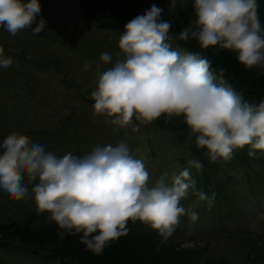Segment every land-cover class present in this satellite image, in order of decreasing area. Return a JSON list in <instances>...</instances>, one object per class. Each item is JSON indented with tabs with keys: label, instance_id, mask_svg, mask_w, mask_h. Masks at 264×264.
<instances>
[{
	"label": "clouds",
	"instance_id": "clouds-1",
	"mask_svg": "<svg viewBox=\"0 0 264 264\" xmlns=\"http://www.w3.org/2000/svg\"><path fill=\"white\" fill-rule=\"evenodd\" d=\"M177 0H172L175 8ZM195 19L183 27L179 39L196 40L203 49L235 53L248 69L264 70V26L258 0H192ZM41 12L39 0H0V27L15 36L25 29L34 35L46 21L33 24ZM155 4L125 25L117 58L100 55L95 87L91 91L93 115L104 117L114 131L131 127L138 132L162 116L182 118L189 140L206 149L211 162L229 161L246 146L249 157L264 150V99L246 100L241 92L212 71L211 62L197 52L173 49L171 22L161 19ZM13 60L0 48V68ZM91 62H85L88 71ZM180 171H165L152 181L142 159L130 154L128 145H97L84 155H57L42 142L19 132L0 143V191L23 199L31 192L37 211L49 214L64 235H79L87 250L100 254L129 232V221H140L157 231L163 242L174 234L182 216L195 222L198 214L182 206L195 189L191 169L202 171L198 159ZM31 186V187H30ZM212 207L211 197L194 192Z\"/></svg>",
	"mask_w": 264,
	"mask_h": 264
},
{
	"label": "rangeland",
	"instance_id": "rangeland-1",
	"mask_svg": "<svg viewBox=\"0 0 264 264\" xmlns=\"http://www.w3.org/2000/svg\"><path fill=\"white\" fill-rule=\"evenodd\" d=\"M111 1L134 17L143 15L155 4L163 9L162 14L172 13L173 19H177L181 25L188 26L195 19L192 0H177L175 8H171L172 0ZM67 2L54 4L39 0L41 12L33 27L41 19L46 24L44 30L36 35L29 28L12 36L0 27V48L13 60L10 67L0 68V143L9 133L19 132L30 136L33 142H42L47 150L57 155L71 152L82 156L97 145L125 142L130 154L143 160L152 181L165 171L171 173L187 168L190 159L181 162L188 156H194L188 147L187 156L188 151L179 146L180 142L169 147L171 136H163L159 131L144 135L142 128L133 132L131 127L114 131L112 125L104 122V117L93 115L91 91L95 87L96 65L99 64L101 68L110 66L100 60L104 52L112 55L113 60L117 58L120 34L116 29L109 31L106 27L98 29L91 26V21L82 15L81 7L84 6L80 4L81 7L78 5L77 8ZM258 4L261 24L264 26V0H258ZM86 61L91 62L88 71L83 69ZM166 125L175 126L176 129L186 126L182 118L177 117L168 120ZM189 132L186 135L187 143L196 146L194 137L189 140ZM147 138L152 145L159 141L165 142L163 147L166 150H155L154 156H151L149 149L144 148L143 142ZM196 150L203 159L202 173L205 176L210 173L209 178L213 175L220 183L232 180L230 183L227 181L220 191H226L231 200L234 198L238 210L235 209L236 213L230 212L227 217L223 214L226 221L216 225L215 218L208 216L206 208L200 205L190 189L181 204L195 211L198 219L193 222L189 216H182L179 230L176 229L167 242H163L150 226L140 221H129L127 227L130 237L121 238L128 258H122L124 264H137L133 259L135 254L140 256L139 260L143 264H181V261L182 264H264V215L260 213V210L264 212V207L254 205L248 184L245 183L249 170L264 174V150H255L254 157H249L247 146L236 150L233 157L235 154L242 155L245 160H241V168L238 166L232 170L227 165L232 159L211 162L206 156V149ZM190 171L192 178L193 174L199 176L196 169ZM227 202L223 205L226 206ZM231 203L227 206L232 208ZM218 225L228 229L224 237L220 234L225 230L220 231ZM55 226L58 227L49 219L47 212L37 211L31 192L23 199H13L0 191V241H5L4 246L8 248L0 252V264H35L28 258L29 253L26 256L19 249L21 247L17 248L18 240L14 242V238L1 236L2 233L6 234V229L17 227L18 230L37 231ZM131 233L136 235L132 236ZM146 242L151 244L147 245Z\"/></svg>",
	"mask_w": 264,
	"mask_h": 264
},
{
	"label": "trees",
	"instance_id": "trees-1",
	"mask_svg": "<svg viewBox=\"0 0 264 264\" xmlns=\"http://www.w3.org/2000/svg\"><path fill=\"white\" fill-rule=\"evenodd\" d=\"M64 1H66V3L69 1L72 5H76L77 8L80 6V4L83 5L84 8H81L83 10L82 15L87 18L88 21H91L89 22L91 23V26H94L98 29L106 27L109 29V31L116 29L120 35L125 30V25L130 20L135 18L133 15L129 14L127 10L121 6H118V4L111 0H48V2L54 4H59L61 2L64 3ZM161 19L173 22L169 33V35L172 37V40L169 42L172 44L173 49H179L182 52H197L202 57L208 59L212 64V71L214 75L217 73L216 77H218V81L216 80V82L220 83V70L222 69L224 82L231 85L238 92H241L244 98L249 102L259 103L262 99H264V70L259 68H246L236 60L235 53L232 51L222 50L219 48L203 49L194 39L182 41L179 39V33L183 27H186V25H181L179 22H177V19H173L172 13H169L168 15L161 14ZM166 123H168L167 117L162 116L158 120L152 122L150 125H141L140 128L144 130V135L153 131H155V133L159 131V133L163 136L164 134L171 136V139L168 142L169 147L172 145L176 146L177 143L180 142L181 145L179 146L183 147L185 150H187L188 147L194 158L203 162L202 157L198 156V153H196L197 147L194 145L190 146L191 144L187 143L188 139L186 135L188 131H190L187 129L188 127L182 126L180 129L183 131H180V129H176L175 126H167L168 124L165 126ZM173 142H176V144H172ZM143 143L145 144L144 148H146V150L147 148L149 149L148 152L151 153V156H154L155 150H166L165 147H163L165 142L162 141L152 145L150 139L147 138ZM188 153L189 151L186 152L187 156ZM187 159L193 158L188 156L181 163H184L187 161ZM241 160H245L242 155L237 156L235 154V156L232 157L230 163H227V165L230 167V170L236 169L238 166L241 168L239 165ZM198 174L200 177L193 174V179L195 180V189L191 190H193V192L202 191L209 197H211L213 192L216 193L215 201L212 206L214 208L208 207L207 201H201L199 197L193 193L195 197H197L196 200L200 202V205L206 208L208 216L210 215V217L215 218L217 222L216 225L220 221L223 222L226 219L223 217V214L227 217V215H230V212L233 213L234 211V213H236V210H238L237 207L239 206L234 204V198L231 200V196H229L226 191H220L222 187H225L227 181L230 183L232 180H223L220 183L213 175L209 178L210 173H208V176H205L202 171H199ZM245 183L248 184L247 187L251 197L254 199V205L259 207L263 206L264 174L258 170H252V172L249 170L247 171ZM218 194H223L224 196L222 195L223 197H220ZM225 202L228 204L232 202V208L227 206L228 204L224 206L223 204ZM222 208H224L223 211ZM203 213H205V210ZM236 215L240 214L237 213ZM217 227L220 231L225 230L222 225H218ZM178 228L179 225L176 227V229ZM6 231V234L4 235V233H2L1 236H4L5 238L7 236L11 237L12 239L14 238V242L18 240V245L15 244L18 246L17 248L21 247L19 249H22L24 252L23 254L26 256L29 253L28 258L31 262L35 261V264H124L122 262V258L123 260L128 259L124 252L125 243L121 241V238H124L125 236L112 241V244H109L110 247L107 246V248H104L100 254H95L94 252L87 250L86 246L80 242L79 235L74 236L66 234L61 236L59 233L62 230L56 226L50 227L47 230L37 229V231L25 229L18 230L17 227H9L6 229ZM226 232H228V229H226L224 233L220 235L224 237ZM134 235L136 234L133 233L132 236ZM126 236L129 235L127 234ZM3 242L0 241V243H2L0 244V252H3L2 250H8V248L4 246ZM146 243L147 245L149 243L151 244V242ZM139 257L140 256L138 254H135L133 258L134 262L137 264H143L140 262ZM180 263L182 264V261ZM153 264L157 263L153 262Z\"/></svg>",
	"mask_w": 264,
	"mask_h": 264
},
{
	"label": "water",
	"instance_id": "water-1",
	"mask_svg": "<svg viewBox=\"0 0 264 264\" xmlns=\"http://www.w3.org/2000/svg\"><path fill=\"white\" fill-rule=\"evenodd\" d=\"M82 8V7H81Z\"/></svg>",
	"mask_w": 264,
	"mask_h": 264
}]
</instances>
